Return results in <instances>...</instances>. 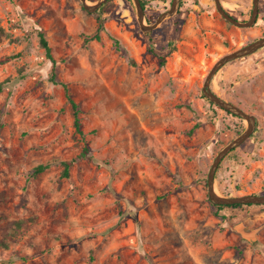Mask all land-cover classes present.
<instances>
[{
	"label": "rangeland",
	"instance_id": "rangeland-1",
	"mask_svg": "<svg viewBox=\"0 0 264 264\" xmlns=\"http://www.w3.org/2000/svg\"><path fill=\"white\" fill-rule=\"evenodd\" d=\"M220 1L249 18L253 0ZM141 2L152 23L171 0ZM258 7L239 27L214 0H180L168 42L173 17L144 32L133 0L92 12L81 0H0V264H264V204L219 209L207 194L215 155L246 120L201 90L216 59L264 36ZM62 83L79 106L84 157ZM210 87L256 118L220 162L216 190L264 194V46L223 65ZM238 222L259 228L253 241Z\"/></svg>",
	"mask_w": 264,
	"mask_h": 264
},
{
	"label": "water",
	"instance_id": "water-1",
	"mask_svg": "<svg viewBox=\"0 0 264 264\" xmlns=\"http://www.w3.org/2000/svg\"><path fill=\"white\" fill-rule=\"evenodd\" d=\"M83 7L89 11H95L100 5H102L106 0H97L93 3H87L86 0H81ZM136 6L137 20L140 25V28L144 32H150L155 27L158 26L163 20L167 18L173 17L179 7L180 0H171L170 6L168 9L160 12L156 19L152 23L144 22V7L142 5L141 0H133ZM217 11L230 23L239 26V27H250L255 24L258 15V0H253V6L251 9V14L248 19H238L237 17L230 14L221 4L220 0H214ZM264 46V36L258 37L248 43L241 45L240 47L226 52L221 55L213 65L208 69L207 73L203 79L202 93L203 95L213 102L215 105L220 108L246 120V127L239 135L233 137L228 143H226L215 155L209 170L207 172V194L209 200L214 204H264V194H240V195H224L216 190L215 187V172L222 161V159L229 153L232 149L239 146L243 143L254 131L256 126V118L255 116L240 107L239 105L233 103L232 101L226 100L222 98L220 95L216 94L212 91L210 87V83L216 72L227 62L234 60L236 58L251 54L256 50L260 49ZM235 229L240 233V235L250 241H253L256 235V232L259 228L249 227L243 222H238L235 224ZM241 227H245L248 230L252 231L251 233H247ZM253 233V234H252ZM253 235V236H252Z\"/></svg>",
	"mask_w": 264,
	"mask_h": 264
},
{
	"label": "trees",
	"instance_id": "trees-1",
	"mask_svg": "<svg viewBox=\"0 0 264 264\" xmlns=\"http://www.w3.org/2000/svg\"><path fill=\"white\" fill-rule=\"evenodd\" d=\"M171 21H172V24H171L170 29H169V39H168V42L173 41L176 38V35H177V32H176V30H177V20L175 19V17H173L171 19ZM101 27H102V23L100 22L99 23L98 30L94 34V38H96V39H99L100 38V36H99V30L101 29ZM38 35H39V42H40L41 46L44 48V50H45V55H46V57L52 63V67H51V78L53 79L54 76H55L56 60L53 57V55L51 54V48H50V45H49V43H48V41H47L44 33L42 31H39ZM146 37H147V41H148V44H149L148 49L151 52L155 53L153 37L150 34H147ZM159 57H160V63L163 64L164 61H165L164 55H161L160 54ZM62 85H63L64 91H65L66 102H68L70 104V106H71L72 115H73V125H74V128H75V131L78 134H80V136H81V138L83 140L82 148H81L80 152L78 153L77 157H84V156L87 155V152L89 151V148H88L87 143L85 142L84 131L81 128L80 116H79V112H80L79 106H78L77 102L70 95V93L68 91V88H67V85L65 83H62ZM228 113H230V112H228ZM77 157L71 158V159H68V160H64L62 162L63 163V169H62V172H61V175L62 176H64V177H68L69 176V167L72 165V163L75 161V159ZM49 166H50V163L49 162H47V163H39L36 166H34L32 173L33 174L39 173V172L43 171L44 169H46ZM214 205L217 208L221 209V208L229 207V206H233V207L240 206L242 204L236 203V204H230V205H224V204H214ZM248 205H250V204H248Z\"/></svg>",
	"mask_w": 264,
	"mask_h": 264
},
{
	"label": "bare ground",
	"instance_id": "bare-ground-1",
	"mask_svg": "<svg viewBox=\"0 0 264 264\" xmlns=\"http://www.w3.org/2000/svg\"><path fill=\"white\" fill-rule=\"evenodd\" d=\"M241 229H244L247 233H251L252 231L248 230L247 228L245 227H241ZM253 234V233H252ZM253 236V235H252Z\"/></svg>",
	"mask_w": 264,
	"mask_h": 264
},
{
	"label": "flooded vegetation",
	"instance_id": "flooded-vegetation-1",
	"mask_svg": "<svg viewBox=\"0 0 264 264\" xmlns=\"http://www.w3.org/2000/svg\"><path fill=\"white\" fill-rule=\"evenodd\" d=\"M251 14V13H250ZM250 17V16H249Z\"/></svg>",
	"mask_w": 264,
	"mask_h": 264
}]
</instances>
